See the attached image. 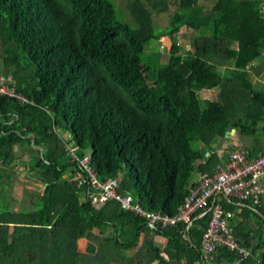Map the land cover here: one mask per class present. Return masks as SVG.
I'll use <instances>...</instances> for the list:
<instances>
[{
  "label": "trees",
  "instance_id": "1",
  "mask_svg": "<svg viewBox=\"0 0 264 264\" xmlns=\"http://www.w3.org/2000/svg\"><path fill=\"white\" fill-rule=\"evenodd\" d=\"M170 4L130 0L127 23L110 0H0L3 66L29 100L0 96V264H68L72 253L76 264H110L112 247L135 248L139 232L151 230L116 201L92 204L88 178L79 184L83 157L98 181L116 178L120 194L173 215L197 174L220 162L211 152L216 137L229 128L248 134L264 122V96L251 92L248 78L264 56V0H215L207 16L197 0H176L166 30L155 33L152 12ZM182 27L199 31L187 53L177 41ZM160 35L169 38L167 59L153 76L142 54ZM214 88L219 100L200 97ZM33 146H42L43 158ZM16 165L41 184L38 193L15 195ZM223 199L225 209L238 210L235 239L247 256L217 246L204 257L209 213H196L188 229L153 228L166 243L160 249L147 238L144 264H264V209L251 198ZM249 214L260 221L256 230L245 222ZM109 229L116 240L101 238ZM84 237L100 243L95 255L77 252Z\"/></svg>",
  "mask_w": 264,
  "mask_h": 264
},
{
  "label": "built area",
  "instance_id": "2",
  "mask_svg": "<svg viewBox=\"0 0 264 264\" xmlns=\"http://www.w3.org/2000/svg\"><path fill=\"white\" fill-rule=\"evenodd\" d=\"M0 96L14 97L23 102L29 100L16 89V84L11 75L0 73ZM73 151V148L70 149ZM247 149L236 148L228 155V159L216 169L198 179L196 185L188 190L182 202L173 215L160 211L145 210L130 194L118 192L119 183L116 178L98 181L95 174L87 166V158L79 160L80 165L86 170V177L79 178V184L87 182L91 188L98 190L92 197V204L101 207L107 201L118 202L121 209L134 212L144 217L149 225L154 224L161 229L172 228L179 224L191 222L193 215L199 212L209 213L206 228L202 234L200 250L204 257L212 253L217 246H224L229 250H237L242 256H247L248 251L237 245L235 234L228 227V219L234 213L225 210L220 204H212L215 195L234 197L238 200L251 198L258 203L264 194V151L254 157L248 155ZM152 226V225H151ZM236 264V263H233Z\"/></svg>",
  "mask_w": 264,
  "mask_h": 264
},
{
  "label": "crops",
  "instance_id": "3",
  "mask_svg": "<svg viewBox=\"0 0 264 264\" xmlns=\"http://www.w3.org/2000/svg\"><path fill=\"white\" fill-rule=\"evenodd\" d=\"M264 58V56H263ZM256 74H258L256 76ZM248 78L250 80H256L259 82V90L260 93H262V96H264V68L263 66L259 68L251 67L249 69ZM259 78V79H258ZM261 88V89H260ZM205 90H211V89H205ZM247 149V151L251 155H258L259 153H262L264 151V122L260 124V127L256 131L249 130L248 134H242L238 129L235 128H229L227 129L222 136H217L213 146L211 148V152L215 151L218 154V157L220 159V162L217 164L221 165L228 159V155L231 151H233L236 148H243ZM209 153L207 152L206 155ZM199 179V177L196 179ZM223 198L225 196L223 195H215V197L212 199V204L218 203L222 206L223 204ZM241 204V203H239ZM259 207L264 209V194L260 196L259 201L257 203ZM224 208V206H222ZM225 209V208H224ZM227 210V209H225ZM231 211V210H229ZM232 212L235 213L238 212L237 209L232 210ZM258 212V211H257ZM205 212H203L204 214ZM259 213V212H258ZM198 216V215H197ZM234 216L227 221L228 227L233 231V234H237L236 232V226L238 225L239 221H235L233 223L232 219ZM245 222L249 225L250 228L253 230H256L258 228V223L260 222L257 218L252 216L251 214L248 215V217L245 219ZM110 231L107 232V234H102L101 238L105 237H111L112 234H114V240H116V231L109 229ZM147 238H150L152 240V243L158 248H163L166 239L157 233L152 232L151 230L147 231H140L139 232V239L136 243L135 248H131L128 250H120L119 248H111L113 251L109 254L111 255L110 258V264H137L141 261V264H144V262L150 260V249L145 244ZM77 252L87 254V255H95L98 251L100 246V243L95 242L94 239L91 238H79L77 240ZM76 253L70 254L69 257V263L68 264H76ZM101 260L106 263L108 262V259L105 258L103 255L101 257ZM151 264H160L156 261H152Z\"/></svg>",
  "mask_w": 264,
  "mask_h": 264
},
{
  "label": "rangeland",
  "instance_id": "4",
  "mask_svg": "<svg viewBox=\"0 0 264 264\" xmlns=\"http://www.w3.org/2000/svg\"><path fill=\"white\" fill-rule=\"evenodd\" d=\"M110 1L114 4V6L117 9L118 14L121 16V18L127 23L131 22V16L129 15L128 10H127V6H126L127 2L130 0H110ZM143 1H145V0H143ZM167 1L171 3L168 11L162 12V13L152 12V20H153V27H154L155 33H158V32L163 33V30L164 29L166 30V27L168 26V23H169L170 14H172L176 9V4H175L176 0H167ZM214 1L215 0H197V4L201 8V12L203 15L207 16V15L211 14L212 5H213ZM198 34H199V31L196 29L191 30V29H187L185 27H182L180 29V31L177 34V41L180 43V45H182L185 52L186 51L189 52L192 50L193 41L195 40V36ZM201 35L203 36L204 34H201ZM205 35H208V34L205 33ZM168 40H169V38L167 35L166 36L160 35L159 39H152L150 41V43L145 46L144 52L142 54L143 60H144V66L148 70V72L150 74H152L153 76H154V72L157 70L160 62H165L167 59V48H168V43H169ZM215 58H217V56H215ZM262 62H263V54L258 59H256L255 62H253L251 65H253V67H255V68L260 69L262 67ZM218 63L221 64L222 66H224V65L230 66L229 63H225V61L223 60V58L220 55H218ZM220 68L224 71L223 72L221 69H219L218 71L220 73H221V71L223 74H225V72H227L226 67L225 68L220 67ZM0 73H2V74H9L10 73L11 74V68L10 67L5 68V66H3V57H2V48L1 47H0ZM257 75L258 74H256V76ZM259 84L260 83L257 82L256 80L252 81V85H251V90H252L251 92L252 93L259 90V86H260ZM246 92L247 93L244 92V95H246L245 100L248 99V95L250 96V91L247 90ZM199 95L201 98L211 99V100H219V97H220L219 89H217V88H214L211 90H205V89L200 90ZM66 134H67L66 135L67 140H69L70 135L68 133H66ZM28 152H29V148L26 147L25 153L27 154ZM87 154H89L88 150H87ZM28 155H29V157H31V160H34V162H36V160L38 159V156L36 154L32 155L29 152ZM15 167H16V169H15L16 176H15V180H14L15 195L19 198L20 195L24 192L26 194L28 193L27 195H29L30 193H35V194L38 193L39 189L42 187L41 184H39V182L36 181L31 175L26 174L23 171H21L22 169H20V165H16ZM35 168H37V166ZM66 176L68 178L72 177L69 174ZM197 177H199L198 174H197ZM97 192H98V190H95V194ZM95 194H94V196H95ZM202 213H203V211L199 212L197 215L198 216L201 215L200 217H203L205 214H207V213H204V214H202ZM197 215H196V217H197ZM196 217L194 219H196ZM200 217H198V219ZM145 221L147 222V220H145ZM191 222H193V219L191 220ZM186 224H188V223H186ZM151 225L148 224V226L151 228V231H152V229L155 226H154V224H151ZM176 226H173L172 228H175ZM10 230H12V228Z\"/></svg>",
  "mask_w": 264,
  "mask_h": 264
},
{
  "label": "water",
  "instance_id": "5",
  "mask_svg": "<svg viewBox=\"0 0 264 264\" xmlns=\"http://www.w3.org/2000/svg\"><path fill=\"white\" fill-rule=\"evenodd\" d=\"M30 136H32L31 138V144H33V141H34V136L32 134H29ZM35 149H37L39 151V155L41 158H43V148L42 146H33ZM203 214V213H202ZM201 216V215H200ZM200 216H197L196 219H198V217ZM192 224V222H189L186 226V229H188L190 227V225ZM155 229L157 228L156 226L154 227Z\"/></svg>",
  "mask_w": 264,
  "mask_h": 264
}]
</instances>
